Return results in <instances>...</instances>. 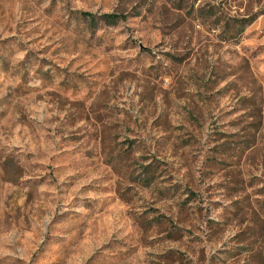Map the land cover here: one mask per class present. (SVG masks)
Listing matches in <instances>:
<instances>
[{
    "label": "rangeland",
    "instance_id": "obj_1",
    "mask_svg": "<svg viewBox=\"0 0 264 264\" xmlns=\"http://www.w3.org/2000/svg\"><path fill=\"white\" fill-rule=\"evenodd\" d=\"M0 264H264V0H0Z\"/></svg>",
    "mask_w": 264,
    "mask_h": 264
},
{
    "label": "trees",
    "instance_id": "obj_2",
    "mask_svg": "<svg viewBox=\"0 0 264 264\" xmlns=\"http://www.w3.org/2000/svg\"><path fill=\"white\" fill-rule=\"evenodd\" d=\"M105 17H106V19L108 20V22H110V23H114V22H116V19H117V16L114 15V14H106ZM252 19H253V17H250L249 19H247V21L250 22ZM244 21H246V20H244ZM241 22H243V21H241ZM240 25H242V26H241V29H242L243 24L241 23ZM241 29H240V30H241Z\"/></svg>",
    "mask_w": 264,
    "mask_h": 264
}]
</instances>
